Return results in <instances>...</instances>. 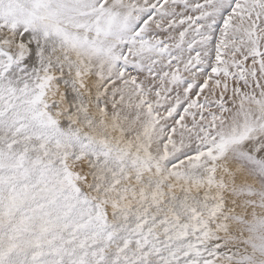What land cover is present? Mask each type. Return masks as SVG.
<instances>
[{
  "label": "snow or ice",
  "instance_id": "1",
  "mask_svg": "<svg viewBox=\"0 0 264 264\" xmlns=\"http://www.w3.org/2000/svg\"><path fill=\"white\" fill-rule=\"evenodd\" d=\"M0 264H264V0H0Z\"/></svg>",
  "mask_w": 264,
  "mask_h": 264
}]
</instances>
